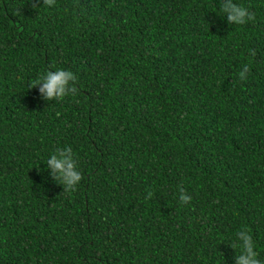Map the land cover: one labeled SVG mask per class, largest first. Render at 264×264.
I'll return each mask as SVG.
<instances>
[{
    "label": "trees",
    "instance_id": "obj_1",
    "mask_svg": "<svg viewBox=\"0 0 264 264\" xmlns=\"http://www.w3.org/2000/svg\"><path fill=\"white\" fill-rule=\"evenodd\" d=\"M227 2L0 0V264H236L241 230L264 264V0Z\"/></svg>",
    "mask_w": 264,
    "mask_h": 264
},
{
    "label": "clouds",
    "instance_id": "obj_2",
    "mask_svg": "<svg viewBox=\"0 0 264 264\" xmlns=\"http://www.w3.org/2000/svg\"><path fill=\"white\" fill-rule=\"evenodd\" d=\"M55 0H44V6H54ZM33 7H37L33 3ZM220 10L225 14L229 24H244L246 20L254 19V14L249 13L242 5H237L228 0L227 3H222ZM250 69L248 65H244L242 71L239 73L241 80L246 78V74ZM70 80H76L75 75L71 71L57 69L54 73L47 72L46 75H41L38 79L31 82L30 87L42 83L43 87L40 89L48 101L63 100L69 94H75L77 89L69 86ZM73 152L71 148H65L59 152V155H51L47 161L48 167L52 169L51 175L57 182L64 185L65 192L74 191L76 186L82 180L80 171H76V164L73 159ZM185 190L180 187L179 199L181 202L187 203L191 197L184 195ZM152 197V193H148V199ZM234 250L239 248L240 254L236 257V264H261L258 259V253L255 251V245L252 235L247 230H241L236 233V241L229 245Z\"/></svg>",
    "mask_w": 264,
    "mask_h": 264
}]
</instances>
